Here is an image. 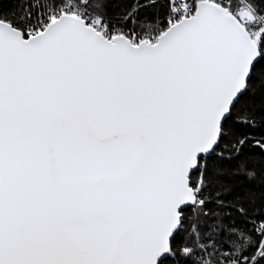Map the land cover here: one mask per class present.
Returning a JSON list of instances; mask_svg holds the SVG:
<instances>
[{"label": "snow or ice", "instance_id": "1", "mask_svg": "<svg viewBox=\"0 0 264 264\" xmlns=\"http://www.w3.org/2000/svg\"><path fill=\"white\" fill-rule=\"evenodd\" d=\"M0 264H264V0H0Z\"/></svg>", "mask_w": 264, "mask_h": 264}]
</instances>
